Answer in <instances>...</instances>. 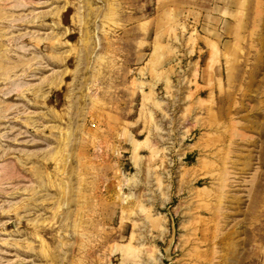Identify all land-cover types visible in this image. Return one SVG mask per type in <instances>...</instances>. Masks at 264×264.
Listing matches in <instances>:
<instances>
[{"label": "rangeland", "instance_id": "374dc122", "mask_svg": "<svg viewBox=\"0 0 264 264\" xmlns=\"http://www.w3.org/2000/svg\"><path fill=\"white\" fill-rule=\"evenodd\" d=\"M260 6L0 0V264H264Z\"/></svg>", "mask_w": 264, "mask_h": 264}, {"label": "crops", "instance_id": "0c3cea01", "mask_svg": "<svg viewBox=\"0 0 264 264\" xmlns=\"http://www.w3.org/2000/svg\"><path fill=\"white\" fill-rule=\"evenodd\" d=\"M209 1H212V0H209ZM214 1V0H213ZM220 1H222V2H225V3H228V2H230V1H232V0H220ZM249 1V3H250V7L252 6V4L253 3H257V2H259V3H262L263 4V6H260V8H261V11L263 10V12H264V0H248ZM253 15V14H252ZM220 20V24L222 23V20H221V18H219Z\"/></svg>", "mask_w": 264, "mask_h": 264}]
</instances>
